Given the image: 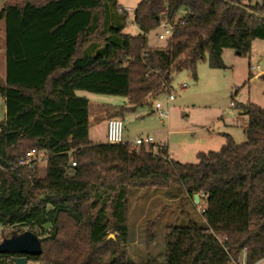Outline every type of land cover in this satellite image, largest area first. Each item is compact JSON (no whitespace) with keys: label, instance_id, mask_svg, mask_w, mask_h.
Here are the masks:
<instances>
[{"label":"trees","instance_id":"1","mask_svg":"<svg viewBox=\"0 0 264 264\" xmlns=\"http://www.w3.org/2000/svg\"><path fill=\"white\" fill-rule=\"evenodd\" d=\"M130 16L118 0H19L2 8L0 227L38 234L42 252L28 262L40 264L257 263L264 258V107L235 103L246 141L227 134L220 150L183 163L164 144L155 151L92 141L91 102L79 92L127 99L106 104L108 114L152 107L174 73L188 69L197 79L203 60L225 69V49L249 53L264 39V0H141L132 22L138 34L127 31ZM176 18L166 45L151 46L148 34ZM34 148L49 156L43 174L41 163L19 164ZM160 192L179 199L183 216L173 222L181 224L165 226L161 256L135 260L131 200ZM196 193L204 204L198 219ZM158 217L147 219L148 246ZM15 255L0 253V264H17Z\"/></svg>","mask_w":264,"mask_h":264},{"label":"rangeland","instance_id":"2","mask_svg":"<svg viewBox=\"0 0 264 264\" xmlns=\"http://www.w3.org/2000/svg\"><path fill=\"white\" fill-rule=\"evenodd\" d=\"M19 0H0V12L8 2ZM43 1V0H40ZM141 0H118L119 5L130 13V26L127 31L138 34L139 29L134 25V13ZM262 0H253V3ZM162 26L148 34L151 46H165L167 39H160L158 33ZM227 68H212L207 60L198 64L195 79L191 70L185 69L174 73L170 89L154 100L153 106L138 107L133 111L125 112L123 116L108 114L105 105H124L127 99L123 96L98 94L80 91L91 102L92 140H105L107 132V118L120 117L124 123V138H133L140 134H150L154 141L167 144L172 157L183 163L198 162L199 152L218 151L226 142L227 134L241 143L246 141L243 127L245 118L239 113L235 103L251 101L264 107V76H258L260 65L264 69V39H255L249 53L238 54L235 49L227 48L223 53ZM6 74V24L0 21V75ZM250 74L252 77L250 78ZM187 86L183 87L182 84ZM175 99L168 102L169 95ZM159 101L168 110L167 116L161 117L155 108ZM6 116V100L0 95V121ZM127 140V139H126ZM222 143V144H221ZM45 170V163H41V173ZM180 201L165 192L152 193L148 197L133 196L130 204V255L135 260L147 256L149 253L159 254L165 248V226L182 218L179 209ZM198 209L193 208L194 215L200 216L204 204L197 203ZM189 206V205H188ZM158 217L156 220V239L148 246L145 236V225L148 218ZM16 230L23 232L30 230L27 227H0V240L10 236ZM34 232V231H33ZM27 264H40L29 261ZM257 264H264V260Z\"/></svg>","mask_w":264,"mask_h":264},{"label":"built area","instance_id":"3","mask_svg":"<svg viewBox=\"0 0 264 264\" xmlns=\"http://www.w3.org/2000/svg\"><path fill=\"white\" fill-rule=\"evenodd\" d=\"M126 9V8H125ZM186 12V9L182 10V13L184 14ZM178 18H176L173 21L170 20H164L160 26L164 28V30L160 33H158V37L160 39H168L169 36L172 34L174 27L177 23ZM256 70H258L257 75L258 76H264V69L261 68L260 65H257L255 67ZM183 87H186L187 84L183 83ZM175 99L174 94L169 95L168 102L173 101ZM155 108L160 113L161 117L167 116L168 110L163 107V105L157 101L155 103ZM106 142L111 144H117V143H124L129 142L133 146H141V145H153V149L156 151L158 149V143L154 141V138L150 134H140L138 136H135L134 138L130 140H126L124 138V123L123 119L120 117H110L108 119L107 123V132H106ZM49 156L46 153L45 150L42 149H31L26 152V155L19 161L20 165H28L32 166L35 163H46ZM73 165H76V162L72 163ZM261 260H264L261 259ZM260 260V261H261ZM259 262V261H258ZM257 262V263H258ZM255 263V264H257ZM236 264H246L244 260H241L240 262Z\"/></svg>","mask_w":264,"mask_h":264},{"label":"water","instance_id":"4","mask_svg":"<svg viewBox=\"0 0 264 264\" xmlns=\"http://www.w3.org/2000/svg\"><path fill=\"white\" fill-rule=\"evenodd\" d=\"M250 11V10H249ZM241 54L240 51H237ZM196 203L200 202L199 193L195 194ZM114 236V234H111ZM11 252L16 254L13 260L17 264H27L28 255H36L42 252V243L38 234L32 230L17 232L14 230L10 236H5L0 240V253Z\"/></svg>","mask_w":264,"mask_h":264},{"label":"crops","instance_id":"5","mask_svg":"<svg viewBox=\"0 0 264 264\" xmlns=\"http://www.w3.org/2000/svg\"><path fill=\"white\" fill-rule=\"evenodd\" d=\"M108 119L109 118H107V122H108ZM91 120H92V115H91ZM91 125H90V130H89V135H90V139L92 140V130H91ZM106 134V133H105ZM134 138V137H133ZM126 139L127 140H130V139H132V138H130L129 136L128 137H126ZM227 140V139H226ZM93 141V140H92ZM100 142H106V135H105V140L104 141H100ZM158 143V142H157ZM160 144H164V143H160ZM222 144V143H221ZM164 145H166L167 147H168V149H169V146L167 145V144H164ZM169 153H170V155H171V157H172V153H171V151H170V149H169Z\"/></svg>","mask_w":264,"mask_h":264}]
</instances>
